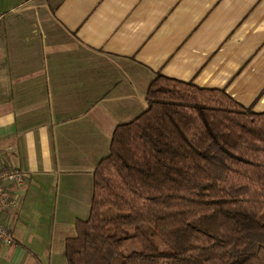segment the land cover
Returning a JSON list of instances; mask_svg holds the SVG:
<instances>
[{
    "label": "crops",
    "instance_id": "crops-1",
    "mask_svg": "<svg viewBox=\"0 0 264 264\" xmlns=\"http://www.w3.org/2000/svg\"><path fill=\"white\" fill-rule=\"evenodd\" d=\"M157 74L264 112V0H0V152L27 176L0 264H66L92 173Z\"/></svg>",
    "mask_w": 264,
    "mask_h": 264
},
{
    "label": "trees",
    "instance_id": "trees-1",
    "mask_svg": "<svg viewBox=\"0 0 264 264\" xmlns=\"http://www.w3.org/2000/svg\"><path fill=\"white\" fill-rule=\"evenodd\" d=\"M92 173L66 264H264V112L157 74Z\"/></svg>",
    "mask_w": 264,
    "mask_h": 264
},
{
    "label": "built area",
    "instance_id": "built-area-1",
    "mask_svg": "<svg viewBox=\"0 0 264 264\" xmlns=\"http://www.w3.org/2000/svg\"><path fill=\"white\" fill-rule=\"evenodd\" d=\"M2 153L0 152V212L13 210L16 200L10 193V187L22 186L27 179L26 174L16 168L2 164ZM0 243L4 246L15 244L14 239L7 226L0 221Z\"/></svg>",
    "mask_w": 264,
    "mask_h": 264
}]
</instances>
